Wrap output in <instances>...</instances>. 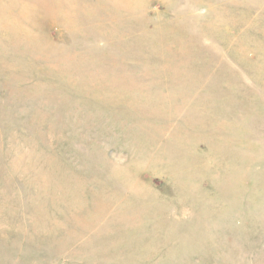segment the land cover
Segmentation results:
<instances>
[{
    "label": "rangeland",
    "instance_id": "1",
    "mask_svg": "<svg viewBox=\"0 0 264 264\" xmlns=\"http://www.w3.org/2000/svg\"><path fill=\"white\" fill-rule=\"evenodd\" d=\"M0 264H264V0H0Z\"/></svg>",
    "mask_w": 264,
    "mask_h": 264
}]
</instances>
